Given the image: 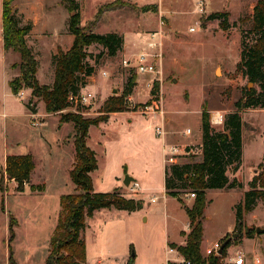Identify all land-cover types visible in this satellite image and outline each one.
Returning <instances> with one entry per match:
<instances>
[{
    "label": "rangeland",
    "instance_id": "rangeland-1",
    "mask_svg": "<svg viewBox=\"0 0 264 264\" xmlns=\"http://www.w3.org/2000/svg\"><path fill=\"white\" fill-rule=\"evenodd\" d=\"M67 1L16 0L13 3L21 25L32 26L26 40L38 61L36 77L41 84L53 83L54 57L59 50H68L73 42L68 27L70 12ZM75 1L83 26L96 33L115 32L124 37L123 49L114 56H110L100 44L87 48L85 63L93 66L94 72L90 76L82 75L85 80L80 94L89 97L84 117L99 116L100 108L109 96L121 95L131 72H135L138 78L134 99L142 103L128 101L130 109L149 103L153 97V86L159 87L156 94L165 106L164 119L132 110L137 115L110 116L89 128L86 142L95 151L98 160V168L91 173L95 192L117 189L127 198L137 197L144 202L143 207L135 212L105 208L87 217L85 264H168L170 255L167 257V248H170V243L184 244L190 231L189 218L176 198L170 196L164 202L162 136L156 135L157 138L152 139L147 132L156 127L154 118L166 127L165 119L169 113L170 126L175 128L174 133L180 139L183 135L185 140L196 138L201 129V108L205 101L209 109L216 108L215 111L219 110L224 118L235 109L234 103L244 88L260 90L259 84L250 82L237 70L242 31L251 26L257 0H204L203 10L197 8L196 11L199 0ZM112 2L115 3L112 9L98 14L101 6ZM219 11L229 12L226 29L222 28L221 19L208 18ZM191 27L195 30L190 31ZM148 38L153 40L148 41ZM150 41L159 44L150 48L147 44ZM159 52L162 56L152 58L156 73L138 72L136 65L140 54ZM125 60H130L135 67L125 66ZM6 61L8 81L18 78L19 54L7 51ZM105 72L107 75H104ZM149 82L152 87H149ZM106 84L107 91L104 90ZM6 91L8 94L3 91L0 97V111L4 104L9 114L8 117L0 116V178L4 174V155L8 150L9 154H31L36 167L24 191L19 190L17 182L10 180L6 174L0 183V264H11V251L15 264H46L50 238L60 215V198L77 191L70 173L76 159L75 128L71 122L61 123L60 112L46 115L44 102L32 98L31 89H20L22 96L18 95L19 92L13 94L9 86ZM31 98L29 107L37 111L33 114L39 112L42 117L34 115L29 119L12 115L21 111L23 103L28 109ZM72 110L67 108L64 112ZM216 114H213L215 121ZM128 118L135 121L129 125ZM242 118L243 162L237 172L229 170L228 176L230 180L237 178L242 181L243 187L206 191L205 241L201 243V252L205 257L207 246L217 240L223 244L227 232L230 233L226 239L237 231L235 206L243 201L249 182L261 170L260 164L264 163V109L246 110L242 112ZM40 121L44 122L42 126L38 125ZM211 123L217 129L223 127V123L215 124L212 120ZM145 127L147 130L143 129ZM188 128L192 130L190 135L186 133ZM141 131L142 137L132 148L133 153L128 152L129 147L122 145L124 142L134 144L133 133ZM189 147L187 153L178 156L177 163L192 160L189 155L200 158L199 146ZM125 163L129 172L136 173V176L129 172L126 175L134 177L140 186L124 185L121 174H124ZM170 165L166 161V166ZM31 185L43 190L33 191ZM178 190L183 201L192 206L195 197L190 189ZM11 220L14 230L12 239L9 231ZM248 226L253 230L258 226L264 227L263 201H258L252 212L244 213L242 234L231 239L220 258L221 264H231L228 260L239 252L246 257V264H253L254 255L259 256L261 264H264V233L254 234V237L261 235L256 240L248 238L244 233Z\"/></svg>",
    "mask_w": 264,
    "mask_h": 264
},
{
    "label": "trees",
    "instance_id": "trees-1",
    "mask_svg": "<svg viewBox=\"0 0 264 264\" xmlns=\"http://www.w3.org/2000/svg\"><path fill=\"white\" fill-rule=\"evenodd\" d=\"M16 0H2V28L3 43L6 51L17 52L20 61L18 78L8 81L13 94L20 89H31L32 98H38L45 104L48 114L61 113V122L74 124L75 165L71 170V179L76 186V192L64 194L60 199V215L57 226L50 238V251L46 264H85L87 261L85 230L86 219L95 211L105 208H116L133 212L143 207V199L127 198L119 190L112 192H95L91 173L98 168L95 151L87 145L89 128L98 125L116 112L134 111L128 105L129 97L137 85V75L131 72L121 95H111L100 108V115L94 118L84 117L87 108L78 105V112L67 111L72 107L85 80L82 75L90 76L94 72L93 66L85 63L87 48L93 44L102 45L110 56H114L123 49L124 37L115 32L101 34L92 31L81 24V13L77 9L75 0L67 1L70 12L69 32L73 35V42L66 51L59 50L55 55L54 81L52 84L39 83L36 75L38 61L26 37L32 30L31 25H21L13 3ZM115 3L101 6L98 14L112 9ZM209 19H221L222 28L229 23V12L219 11L209 15ZM241 55L237 70L247 77L250 82L260 86L244 88L239 99L234 103V110L227 113L223 120V127L217 129L211 123V113L208 104L201 108L202 144L199 146L201 155H189L192 160L184 163H171L165 168V193L176 198L185 208L189 218L190 231L186 234V243L177 245L170 243V247L177 248L189 263L184 264H221L217 256L205 257L201 252L204 236L205 210L208 204L206 191L210 189L242 188L243 182L234 178L230 180L228 171L237 172L242 165L244 155L242 112L250 109H264V0H257L253 8L251 26L242 31ZM158 86H153L152 95L158 92ZM28 109L35 113L34 108ZM190 150V147H187ZM36 163L31 154H8L5 161L4 174L10 180L17 182V188L25 190L35 170ZM260 171L249 182V189L243 194V201L235 206L236 223H242L244 213L252 212L258 201L264 202V163L260 164ZM1 175L0 183L4 179ZM31 190L41 191L31 185ZM190 189L195 194L192 206H188L181 197L178 189ZM11 239L14 236L13 221L9 227ZM255 230H251L247 237H253ZM227 236L224 238L226 241ZM223 241V242H224ZM229 244V243H228ZM223 249L226 252L229 245ZM10 255L11 264H15Z\"/></svg>",
    "mask_w": 264,
    "mask_h": 264
},
{
    "label": "built area",
    "instance_id": "built-area-1",
    "mask_svg": "<svg viewBox=\"0 0 264 264\" xmlns=\"http://www.w3.org/2000/svg\"><path fill=\"white\" fill-rule=\"evenodd\" d=\"M204 0H199L197 2V7L203 10L204 7ZM195 28L191 27L190 31H194ZM153 40V38H148L149 40ZM148 47L150 48H155L157 46V44H159L157 41H150L147 43ZM162 56L161 52L159 53H142L139 55V60H138V64L136 65L138 72L140 73H156V65L154 63V60L152 58H154L155 56ZM151 59V60H150ZM125 66H132L135 67L134 65H131L130 60H125L124 61ZM104 75H107V73L105 72ZM149 87H152V84L149 82L148 83ZM19 96H22V92L18 93ZM89 102V97L85 96L83 94L80 95V98H77L75 100V103L73 104L72 107H69L68 109H73V112H78V105H84L85 107L87 106L86 104H88ZM88 107V106H87ZM66 110V109H65ZM64 110V111H65ZM136 110V111H135ZM134 111L136 113H141V114H146V115H151L154 117H163L165 116V110H164V105H163V100L160 99V97L155 94L153 95L151 101L149 103H145L141 106H139L138 109H135ZM86 111H83V114H85ZM5 115V114H2ZM32 117H34V114H32ZM223 115L221 114V116L218 118V120H214L213 122L215 124H222L223 123ZM164 125L162 124H157L155 127V132L156 135L158 136H164L166 134V131L164 129ZM192 130L190 128H188L186 130L187 134H191ZM186 149V152H185ZM168 154H166L165 156V162H169V163H177V158L178 156H180L181 154L187 153V147L182 148L181 146L178 145H174V146H169L168 149ZM167 153V152H166ZM167 157V158H166ZM138 186L137 184L134 185V187ZM135 189V188H132ZM193 197H195V194L192 193L191 194ZM222 247V242L220 240H217L213 243H211L209 246L206 247L205 249V254L206 256H217V257H223L222 253H219V250ZM167 257L170 255V258L167 259L168 264H184V263H189L188 261L185 260L184 256L179 252V250L177 248H167ZM171 255H173V257H171ZM170 261V263H169ZM231 264H246V259L243 253L239 252L237 253L234 257L230 258L228 260ZM261 258L259 256H256L254 258L253 264H261Z\"/></svg>",
    "mask_w": 264,
    "mask_h": 264
},
{
    "label": "crops",
    "instance_id": "crops-1",
    "mask_svg": "<svg viewBox=\"0 0 264 264\" xmlns=\"http://www.w3.org/2000/svg\"><path fill=\"white\" fill-rule=\"evenodd\" d=\"M197 5V4H196ZM198 7L196 6V9H195V11L196 10H198L197 9ZM2 11H3V8H2V10L0 11V15L2 16ZM194 11V10H193ZM1 16H0V23L2 24V18H1ZM1 38H2V40H3V28H2V26L0 27V97H1V94H2V92L4 91V94L5 95H7L8 93H7V86H8V66H7V61H6V53H7V51L4 49V43H3V41L1 42ZM138 79V78H137ZM172 80H174V78L172 79ZM178 81H179V79H178ZM137 85H138V80H137ZM136 85V86H137ZM107 89H108V84H106V86H104V90L105 91H107ZM135 92H136V87L134 88V90H133V93L130 95V97H129V101L130 102H134V103H142L141 101H137V100H135L134 99V95H135ZM161 92H162V82H161ZM11 94V93H10ZM145 102V101H144ZM163 105H164V102H163ZM3 107H2V111H0V116L1 117H8L9 116V114L7 113V111H5V105L3 104L2 105ZM164 108H165V106H164ZM0 109H1V106H0ZM215 109L216 108H212V107H210V109H209V111H210V113H211V120H212V122L214 121V119H213V114L215 113L216 114V112H218V113H220V114H222L219 110L218 111H215ZM7 110V109H6ZM223 112H227V110L226 109H223L222 110ZM166 112H167V110H166ZM168 113V112H167ZM2 114H5V115H2ZM32 114L33 113H30L29 111H28V109L26 108V106H25V104L23 103V106H22V109H21V111H19V113H16V114H12V115H19V116H22V117H25V118H29V119H31L32 118ZM46 115L48 114V113H45ZM120 114H124V115H137V114H135V113H133L132 111H126V112H116V113H112V114H110L109 115V117L110 116H118V115H120ZM34 115H38V116H40L41 115V113H36V114H34ZM41 117H42V115H41ZM133 121H135L133 118H128V122H129V125H131L132 123H133ZM165 121H167V124H166V127H165V129H166V134L164 135V136H162V139H161V148H162V161H163V169H164V180H165V168H166V162H165V156H166V152H167V149H168V147L169 146H174V145H178V146H181V147H183V148H185V147H187V146H192V145H197V146H201V144H202V131H201V129H200V131H199V134H198V136H196V138H189V139H187V140H185V135H183V138L182 139H180V137L179 136H177L175 133H174V130H175V128L174 127H172V126H170V123H171V118H170V116H169V113L167 114V117H166V119H165ZM43 123L44 122H41L40 121V123H38V125L39 126H42L43 125ZM62 123V122H61ZM155 123L156 124H159V119L158 118H154V125H155ZM151 125H153V123L151 124ZM168 127H170V129L168 128ZM167 128H168V130H167ZM144 130H147L146 129V127L145 128H143ZM134 132V131H133ZM142 134H143V132L141 131L140 133L139 132H136V133H133V141L135 142L134 144L133 143H131L130 142V144H127L126 142H124V145H122V146H125L126 148H128L129 147V150H128V152H132L133 153V151H132V148H135L136 146H137V141H139L140 140V138L142 137ZM147 135L149 136V137H151L152 139H155V138H157L156 137V132H155V128L154 127H151V130H150V132H147ZM190 135V134H189ZM158 140V139H157ZM159 141H157V143H158ZM74 148H75V146H74ZM9 154V150L5 153V155H4V165H5V161H6V157H7V155ZM123 168H124V174L126 175V173L127 172H129L130 170H129V166H128V164L127 163H125L124 165H123ZM132 176H136V173L135 172H133V171H131V172H129ZM124 174H121L122 175V177H121V179H124V177H125V175ZM135 179V178H134ZM133 184V185H132ZM135 184H137L138 186H140V183L138 182V181H136V180H134V182L133 183H131V185L132 186H134ZM164 187H165V184H164ZM121 190H122V187H121ZM137 190V189H136ZM219 190H225V189H219ZM168 197H170V196H168V195H166V197H165V201L164 202H166V200L168 199ZM133 198H136V199H139V198H137V197H133ZM156 198L157 197H155V198H153L152 200L154 201V200H156ZM61 199V198H60ZM190 206H191V204H189ZM103 209H100V210H97V211H95L94 212V214L95 213H97V212H100V211H102ZM123 211V210H122ZM125 211V210H124ZM128 212V211H127ZM133 212H135V211H133ZM93 214V215H94ZM144 219H146L147 220V218H145L144 217ZM58 223V222H57ZM187 226V225H186ZM188 227H189V222H188ZM233 228H234V226H233ZM233 228L231 229V232H232V230H233ZM185 229V228H184ZM183 229V230H184ZM228 233H230V232H227V235H228ZM226 235V236H227ZM261 235H255V237L253 236V237H250L251 239H254V240H256V239H259V238H261L260 237ZM249 238V237H248ZM203 241H205V239H204V236H203ZM178 243H180V242H178ZM186 243V239H185V241H184V244ZM257 255H254L253 256V258H252V260L254 261V258L256 257ZM245 259H246V257H245ZM246 261H247V259H246ZM87 262V261H86Z\"/></svg>",
    "mask_w": 264,
    "mask_h": 264
},
{
    "label": "water",
    "instance_id": "water-1",
    "mask_svg": "<svg viewBox=\"0 0 264 264\" xmlns=\"http://www.w3.org/2000/svg\"><path fill=\"white\" fill-rule=\"evenodd\" d=\"M250 85H252V83H250ZM115 91H116V89H115ZM134 180H135L134 177L127 174L124 177L123 183L125 186H130V184L133 183ZM251 230H252V227L248 226L245 228L244 233L248 234ZM255 232H256V234L264 233V227H260V226L256 227ZM241 234H242V223H238L237 224V231L235 233H233L232 236H230L228 239H226V241L223 242L222 247L219 250V253L223 252L224 247L231 241V239L238 238Z\"/></svg>",
    "mask_w": 264,
    "mask_h": 264
},
{
    "label": "bare ground",
    "instance_id": "bare-ground-1",
    "mask_svg": "<svg viewBox=\"0 0 264 264\" xmlns=\"http://www.w3.org/2000/svg\"><path fill=\"white\" fill-rule=\"evenodd\" d=\"M220 116H221V115L216 114L215 119L218 120V118H219Z\"/></svg>",
    "mask_w": 264,
    "mask_h": 264
}]
</instances>
